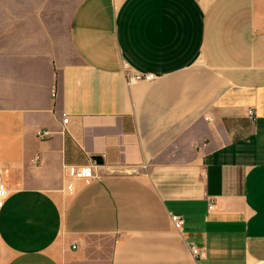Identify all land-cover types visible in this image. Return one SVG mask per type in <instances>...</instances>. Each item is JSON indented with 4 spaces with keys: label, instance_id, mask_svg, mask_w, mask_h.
<instances>
[{
    "label": "crops",
    "instance_id": "1",
    "mask_svg": "<svg viewBox=\"0 0 264 264\" xmlns=\"http://www.w3.org/2000/svg\"><path fill=\"white\" fill-rule=\"evenodd\" d=\"M0 186V264H264V0H0Z\"/></svg>",
    "mask_w": 264,
    "mask_h": 264
},
{
    "label": "built area",
    "instance_id": "2",
    "mask_svg": "<svg viewBox=\"0 0 264 264\" xmlns=\"http://www.w3.org/2000/svg\"><path fill=\"white\" fill-rule=\"evenodd\" d=\"M156 78V76L154 74L151 73H141V72H134L132 74L127 75V84L128 85H133L139 82H151ZM249 115L251 117H254V112L252 110L248 111ZM69 121V118L67 116V114H63V123L67 124ZM49 131L48 130H41L38 132V136L40 139H45L46 137H48L49 135ZM77 176L78 177H82V178H90L93 176V170L90 166H86V167H82L77 171ZM8 195V191L6 188L1 187L0 186V200L6 198ZM215 205V203L213 201H211L210 203V208H213ZM172 220L175 224V227L177 229H180L183 225V219L181 216L179 215H174L172 216ZM192 252L193 254L197 255L199 253V250L192 246Z\"/></svg>",
    "mask_w": 264,
    "mask_h": 264
},
{
    "label": "water",
    "instance_id": "3",
    "mask_svg": "<svg viewBox=\"0 0 264 264\" xmlns=\"http://www.w3.org/2000/svg\"><path fill=\"white\" fill-rule=\"evenodd\" d=\"M95 160H98V158H94Z\"/></svg>",
    "mask_w": 264,
    "mask_h": 264
}]
</instances>
